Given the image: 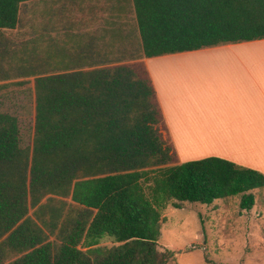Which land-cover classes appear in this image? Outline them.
Wrapping results in <instances>:
<instances>
[{"label":"trees","instance_id":"16d2710c","mask_svg":"<svg viewBox=\"0 0 264 264\" xmlns=\"http://www.w3.org/2000/svg\"><path fill=\"white\" fill-rule=\"evenodd\" d=\"M25 1L0 0V29L18 25ZM133 2L149 58L264 39V0ZM35 89L32 148L0 112V264H173L158 244L169 204L242 194V208L255 205L262 172L220 157L176 163L145 64L41 75ZM49 195L78 210L45 218Z\"/></svg>","mask_w":264,"mask_h":264},{"label":"crops","instance_id":"0c3cea01","mask_svg":"<svg viewBox=\"0 0 264 264\" xmlns=\"http://www.w3.org/2000/svg\"><path fill=\"white\" fill-rule=\"evenodd\" d=\"M0 31V66L10 69L4 79L36 82L139 61L156 88L176 163L220 157L264 174V39L149 58L133 0H29L18 25Z\"/></svg>","mask_w":264,"mask_h":264},{"label":"rangeland","instance_id":"374dc122","mask_svg":"<svg viewBox=\"0 0 264 264\" xmlns=\"http://www.w3.org/2000/svg\"><path fill=\"white\" fill-rule=\"evenodd\" d=\"M2 36L5 34L0 31V56L5 54ZM139 64L141 62L135 61L131 65ZM4 66H0V112L18 117L22 146L32 148L35 81L6 80L3 78L7 73L5 69H10ZM112 67L116 66L109 68ZM252 192L256 200L252 209L241 207L242 194L218 199L212 204L184 203L180 208L169 204L163 211L165 218L159 227V246L174 251L176 260L173 264H264V186ZM41 203L46 204L45 218L57 212L66 214L78 210L71 198L56 195L45 197ZM35 211L32 207L30 215L37 216ZM55 237L51 236V239ZM102 245L110 247L115 243L113 239L105 238Z\"/></svg>","mask_w":264,"mask_h":264}]
</instances>
